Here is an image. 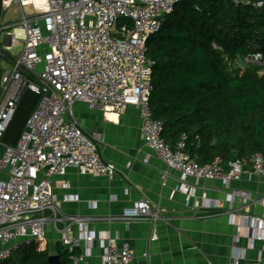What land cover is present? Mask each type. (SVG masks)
<instances>
[{
    "label": "built area",
    "instance_id": "1",
    "mask_svg": "<svg viewBox=\"0 0 264 264\" xmlns=\"http://www.w3.org/2000/svg\"><path fill=\"white\" fill-rule=\"evenodd\" d=\"M3 0V8L15 3L20 19L8 30V51L18 42L23 48L9 61L0 58V262L12 253L43 239L44 225L50 211L55 219V196L51 179L69 168L111 178L112 164L103 161L98 133H85L73 116V106L83 103L88 109L122 114L127 108L137 110L144 144L164 163L167 170L180 174V180L199 177L220 179L229 189L230 222L239 229L246 226L251 243L264 241V220L244 213L249 206L264 209V196L230 187L244 172V163L235 161L223 168L221 157L200 165L185 152V135L174 146L165 142L162 123L152 117L149 96L152 91L151 67L147 41L159 32L163 16L173 12L183 0ZM234 5L260 9L264 0H231ZM28 8L30 14L24 13ZM243 62L264 76L261 53L247 55ZM29 71L31 75L26 73ZM34 78L37 82L28 79ZM26 88L38 95L15 143L1 142ZM251 172L264 181V155L252 156ZM162 180L168 172L162 173ZM182 191L189 189L183 184ZM239 204V209H235ZM241 211V212H239ZM241 213V214H240ZM160 217L159 211L144 200H136L123 210L122 219ZM74 220V219H73ZM254 231V233H252ZM94 238L84 239L90 245ZM80 239L64 237L62 246L78 250ZM231 264H245V251L235 248ZM85 253L72 257V264H85ZM132 251L110 240L104 248L101 264H129ZM250 264H264L258 259Z\"/></svg>",
    "mask_w": 264,
    "mask_h": 264
},
{
    "label": "crops",
    "instance_id": "2",
    "mask_svg": "<svg viewBox=\"0 0 264 264\" xmlns=\"http://www.w3.org/2000/svg\"><path fill=\"white\" fill-rule=\"evenodd\" d=\"M73 116L85 133L101 136V158L113 165L115 173L111 178L99 177L69 168L52 177L55 219L50 211L45 213L49 220L43 235L51 255L57 245L63 247L64 237H72L81 240L78 251L86 254L85 264H101L110 240L119 248L128 245L132 251L129 264H231L235 248L245 251V264L264 260V241L251 243L246 226L240 227L233 244L240 219L236 226L230 222L228 187L220 179L181 181L178 172L167 170L144 144L135 108L119 115L76 103ZM164 171L168 172L165 181ZM183 184L187 193L182 191ZM230 187L255 198L264 196V181L252 174L249 165ZM140 199L157 209L160 217L154 221L122 219L123 210ZM244 213L264 220L260 205L249 206ZM87 235L94 238L90 245L84 241Z\"/></svg>",
    "mask_w": 264,
    "mask_h": 264
},
{
    "label": "trees",
    "instance_id": "3",
    "mask_svg": "<svg viewBox=\"0 0 264 264\" xmlns=\"http://www.w3.org/2000/svg\"><path fill=\"white\" fill-rule=\"evenodd\" d=\"M256 52L264 58V6L183 0L163 16L147 41V57L153 62L149 109L165 142L174 146L183 134L191 159L206 165L219 156L225 171L235 161L251 167L254 154L264 155V76L236 61ZM77 254L55 249L60 264H72ZM50 255L46 242L35 240L23 246L17 264H48Z\"/></svg>",
    "mask_w": 264,
    "mask_h": 264
},
{
    "label": "water",
    "instance_id": "4",
    "mask_svg": "<svg viewBox=\"0 0 264 264\" xmlns=\"http://www.w3.org/2000/svg\"><path fill=\"white\" fill-rule=\"evenodd\" d=\"M3 10V0H0V29H1V15ZM4 47L9 46V43L3 44ZM0 45V58L5 57L9 61H14L13 57H11L5 50L4 47ZM237 65L241 69H250V66L243 62V59L240 55L236 56ZM29 75L31 73L26 71ZM38 99L37 93L26 88L17 107L16 110L9 121L3 135L1 138V142L6 145H15L24 125L25 122L34 108ZM48 264H60L59 257L57 255H50L47 259Z\"/></svg>",
    "mask_w": 264,
    "mask_h": 264
},
{
    "label": "rangeland",
    "instance_id": "5",
    "mask_svg": "<svg viewBox=\"0 0 264 264\" xmlns=\"http://www.w3.org/2000/svg\"><path fill=\"white\" fill-rule=\"evenodd\" d=\"M24 13L26 15L30 14V11L28 8H24ZM20 15H19V9L18 6L13 3L11 4L8 8H3L2 10V15H1V27H6V26H11V25H16L19 22ZM5 32H8V30L2 31L0 34V45L3 46V34ZM4 47V46H3ZM5 48V47H4ZM23 48V44L21 42H18V44L15 47H12L9 51L8 54L11 56H15L18 52H20ZM6 64L1 62L0 67L4 68ZM6 68V67H5ZM3 146L0 145V149H2ZM23 251V247L15 250L11 257L8 259L7 264H17L18 259Z\"/></svg>",
    "mask_w": 264,
    "mask_h": 264
},
{
    "label": "flooded vegetation",
    "instance_id": "6",
    "mask_svg": "<svg viewBox=\"0 0 264 264\" xmlns=\"http://www.w3.org/2000/svg\"><path fill=\"white\" fill-rule=\"evenodd\" d=\"M8 33H9V31H8V32H5V33L3 34V43H4V44L8 43V41H9Z\"/></svg>",
    "mask_w": 264,
    "mask_h": 264
},
{
    "label": "bare ground",
    "instance_id": "7",
    "mask_svg": "<svg viewBox=\"0 0 264 264\" xmlns=\"http://www.w3.org/2000/svg\"><path fill=\"white\" fill-rule=\"evenodd\" d=\"M38 2H43V0H39Z\"/></svg>",
    "mask_w": 264,
    "mask_h": 264
}]
</instances>
